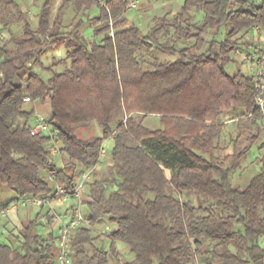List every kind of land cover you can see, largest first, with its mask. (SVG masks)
Instances as JSON below:
<instances>
[{
    "label": "trees",
    "instance_id": "obj_1",
    "mask_svg": "<svg viewBox=\"0 0 264 264\" xmlns=\"http://www.w3.org/2000/svg\"><path fill=\"white\" fill-rule=\"evenodd\" d=\"M55 2L34 0V26L18 0H0L9 35L0 42V209L56 199L42 170L73 198L83 172L102 163L85 182L93 228L73 232L72 264H264V159L248 182L234 183L250 151L264 150V123L253 75L228 70L241 44L252 45V27L264 26V0H184L147 30L129 17L130 0H106L107 8L61 0L53 14ZM62 44L66 56L46 66V48ZM39 106L49 108L50 133L33 135ZM94 124L101 135L85 136ZM55 219L39 212L10 231L0 264H58ZM106 226L108 235L94 230Z\"/></svg>",
    "mask_w": 264,
    "mask_h": 264
},
{
    "label": "rangeland",
    "instance_id": "obj_2",
    "mask_svg": "<svg viewBox=\"0 0 264 264\" xmlns=\"http://www.w3.org/2000/svg\"><path fill=\"white\" fill-rule=\"evenodd\" d=\"M21 5L23 6L27 16L29 17V19L31 20L32 24L34 26L37 25L38 22V16H39V12H40V4L36 5L34 3V0H18ZM61 0H56L55 2V6H54V10H53V14L56 13L57 7L59 5ZM138 1V5L137 8L134 10H131L128 12L129 17L134 20L138 25L142 26L145 30L148 29V25L149 22L151 20L152 17L154 16H163L165 14H174L176 13L184 0H137ZM75 17V12L73 10V8H70L67 10L66 16H65V25L69 26L73 19ZM133 22V21H132ZM20 27L21 25H15L14 28L15 30H18V32L20 31ZM6 31H4L2 29V34L0 33V42H3L4 40L8 39L9 35L8 33H5ZM85 37L87 39H92L93 38V32L90 28L86 29L84 31ZM254 34L251 32V34L247 35L245 37V40L247 43H252V39L250 38V36ZM259 44H253V45H242L240 49H238V51L234 54V58L236 59L235 63H231L228 66V70L231 72H235L238 69H241L244 73L246 74H251L247 61L245 60V55L247 54L248 51L252 50L253 48L257 47ZM53 56L57 57L58 59L60 58H64L66 56V47L62 44L60 46H49L46 48V52L44 53V55L42 56V60L44 62V64L47 66L52 62V58ZM36 69L41 72L43 74L44 77H48L50 74L46 71H43L42 68H40L39 66L36 67ZM59 70H61V68H58ZM37 113L41 114L43 117L46 118V116L49 114V108L48 106H39L37 108ZM145 123L151 127V128H155L159 126V120L158 117L156 116H149ZM233 128V123L229 124L227 127V130H232ZM85 136H91V135H95L96 133L101 135V131L98 128V126L96 124H94L93 126L83 130L82 132ZM113 145V141L111 139H108L106 141V155L104 156L103 160L105 158L108 157L110 151H111V147ZM262 159H264V150L262 152H259L257 147H254L251 151H250V155L248 157V159L243 163L242 167L240 170H238L235 175H234V183L235 184H239V185H244L246 182H248L250 176H252V174L258 170L260 168V165L262 163ZM60 160V159H58ZM61 165V162H60ZM41 174L43 176H45L46 178H48L49 181H51L50 179V175L48 172H46L45 170H42ZM241 174L245 175V177H243ZM14 196L13 192L8 190V189H4L3 193H2V197L4 201H8L10 199H12V197ZM16 201H12V203L9 205V211L12 210L13 207L12 204L15 203ZM72 203H77V200H70L68 203L66 202V204L68 206H70V204ZM36 207H40V206H36ZM22 207H20L19 209H21ZM64 208V207H62ZM83 208V207H82ZM43 209L45 212L50 211L51 210V206L50 204H44ZM35 216V215H34ZM43 220V219H42ZM67 220V219H66ZM64 220H59L57 222H55L53 225V230L55 232V234L57 236L60 235L61 233V226L63 225V221ZM44 222V220H43ZM104 228L100 229L97 228V230H103ZM47 228L41 226L40 227V232L44 233L46 232ZM11 232H9L10 234ZM15 234H18V232L14 231ZM6 238L0 237V243L3 241H6ZM118 248L120 250L126 251L125 245L122 243H118Z\"/></svg>",
    "mask_w": 264,
    "mask_h": 264
},
{
    "label": "built area",
    "instance_id": "obj_3",
    "mask_svg": "<svg viewBox=\"0 0 264 264\" xmlns=\"http://www.w3.org/2000/svg\"><path fill=\"white\" fill-rule=\"evenodd\" d=\"M104 7L107 6L106 0H98ZM138 1L130 0L128 5V10H134L137 8ZM252 32L261 35L262 40L261 44L252 50L248 51L245 55V60L247 61L250 73L254 77L255 87H256V95H255V105L258 111L261 114L262 121L264 123V26L255 25L252 27ZM0 33L2 34V25L0 23ZM113 35V31L111 33ZM25 101H30V97H25ZM31 133L33 135L39 133H50V126L41 114L36 113L34 126L32 127ZM53 148L55 153H59L60 142L57 140V137H53ZM106 155V148L103 147L101 150V159L103 160ZM102 166V163L96 165L95 167L83 172L80 176L77 186L75 187L73 198L77 200L75 203L73 215L70 216L66 221H63V225L61 226V233L58 237V254L57 260L58 264H72V256H71V236L73 232L80 228H93L91 223L85 218L83 210H82V193L84 190L85 182L89 180L96 168ZM56 191V199L58 201H65L71 198V195L65 186H60L57 184L55 189ZM49 199H44L41 197H29L22 198L15 203L12 204L13 207L19 206H42L45 203L49 202ZM9 206L0 209V223L1 221L8 215ZM96 233L108 235L111 227L106 226L103 230L94 229Z\"/></svg>",
    "mask_w": 264,
    "mask_h": 264
},
{
    "label": "crops",
    "instance_id": "obj_4",
    "mask_svg": "<svg viewBox=\"0 0 264 264\" xmlns=\"http://www.w3.org/2000/svg\"><path fill=\"white\" fill-rule=\"evenodd\" d=\"M250 38L252 39V43H251L252 45L253 44H256V45L261 44V40H262L261 35H257L254 33L250 36ZM112 147H113V145H112ZM43 177L50 184L52 189H56L57 183L51 176H50L51 181H49L48 178H46L45 176H43ZM70 200H74V199L69 198L65 201L50 200L49 202L46 203V204H50L51 212H54L56 214L55 222H57L59 220L61 221L64 219L66 220L70 217V215H69L70 212L67 214V211L74 204V203H72V204H70V206H68L66 204V202L68 203ZM20 207H22L21 208L22 210L19 209ZM62 207H64V208H62ZM39 212L41 213L42 219L45 222L46 212L41 207H36L34 205H28V206H19V207L13 208L12 210H10L8 212V215L0 223V237L7 238L9 232L12 230L18 232L17 230L20 229L22 226L27 225V223L30 220H35V218Z\"/></svg>",
    "mask_w": 264,
    "mask_h": 264
}]
</instances>
